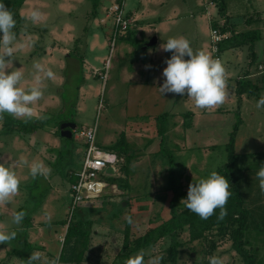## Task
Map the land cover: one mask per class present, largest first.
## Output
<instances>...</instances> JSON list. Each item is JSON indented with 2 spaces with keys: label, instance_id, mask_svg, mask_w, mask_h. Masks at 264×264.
<instances>
[{
  "label": "rangeland",
  "instance_id": "374dc122",
  "mask_svg": "<svg viewBox=\"0 0 264 264\" xmlns=\"http://www.w3.org/2000/svg\"><path fill=\"white\" fill-rule=\"evenodd\" d=\"M222 2L224 14L219 13ZM110 3L25 0L19 9L24 20L16 19L21 47L14 53L13 66L24 70L22 86L32 83L34 62L50 67L56 79L44 82L43 98L35 105L46 118L32 120L45 122L43 128L33 133H2L4 124L0 120V163L23 156L29 162L43 161L51 173L47 178L33 179L27 166L16 169L20 191L11 204L0 206V230L17 235L11 242L0 244V264H23L37 251L49 259L59 256L60 264H125L141 251L167 259L170 237L130 254L123 249L127 221L132 225L133 238L134 232L144 234L152 225L168 219L171 201L178 209L185 208L181 201L187 198L189 184L206 178L228 161L227 146L236 126L233 169L251 189L246 206L253 226L261 232L252 231L257 237L254 245L261 246L263 255L264 195L256 173L264 165V108H256V96H240L236 90L239 80L258 83L264 72V0H126L124 9L131 22L116 37L112 14L106 9L103 17L104 6ZM31 10L42 13L36 24L26 19ZM223 15L237 22L235 33L258 28L262 35L255 43L254 61L247 44L221 52L229 74L225 103L208 111L195 108L186 95H161L157 88L164 77L159 69L172 53L162 51L160 45L169 38L184 37L194 52L202 50L214 58L212 21L222 24ZM154 36L157 42L146 46ZM153 56L158 60L151 59ZM152 61L155 73L145 67ZM258 94L264 95V86ZM191 110L195 113L186 117ZM164 113L167 116L155 117ZM68 119L77 126L73 138L63 140L60 125ZM95 125L96 143L101 148L123 139V147L132 158L127 173L116 163L114 175L124 186L112 184L110 176L101 173L107 183L103 192L82 202L69 219L70 175L81 168L86 148L85 139L76 138V132ZM180 142L184 146L179 148ZM17 211L27 213L21 225L12 223ZM80 216L90 222V240L86 247L81 246L84 251L80 260L71 261L78 250H72V241H65L66 232L68 224ZM28 222L29 227L24 229ZM188 232L185 229L178 238V264H208L212 255L226 257L227 264H246L229 235H220L216 229L189 241ZM14 248L20 254H9Z\"/></svg>",
  "mask_w": 264,
  "mask_h": 264
},
{
  "label": "clouds",
  "instance_id": "9594fccd",
  "mask_svg": "<svg viewBox=\"0 0 264 264\" xmlns=\"http://www.w3.org/2000/svg\"><path fill=\"white\" fill-rule=\"evenodd\" d=\"M26 19L36 24L42 19V13L39 10H31ZM16 23L14 13L0 0V120L5 114L24 119L26 122L33 118L45 119L46 117L36 111L35 105L43 98L44 82L55 81L56 73L50 67L34 62L32 83L27 87L22 86L25 82L24 70L22 67L13 66L14 53L21 47L14 31ZM160 49L172 53L171 57L164 61L167 65L162 72L164 81L157 88L161 95H186L195 108L208 111L215 110L225 103L228 97L229 74L219 58H213L202 50L194 52L190 41L184 37L169 38L166 43L160 45ZM256 108H264V95L257 101ZM21 166L28 167L33 179L40 176L47 178L51 173V169L43 161L34 159L29 162L23 156L11 163L6 160L0 163V206H8L19 194L21 180L16 169ZM256 177L259 188L264 193V165L259 167ZM229 189V180L217 171H212L206 178L189 184L187 198L181 203L202 220H207L215 214L216 209H220L218 219L222 220L227 216L226 205L232 195ZM26 215L25 211L14 212L12 223L21 225ZM16 235L15 231L0 230V244L11 242ZM162 260V255L141 251L127 259L125 264H161ZM23 264H60V259L59 256L49 259L37 251ZM208 264H227V258L212 255L208 257Z\"/></svg>",
  "mask_w": 264,
  "mask_h": 264
},
{
  "label": "trees",
  "instance_id": "16d2710c",
  "mask_svg": "<svg viewBox=\"0 0 264 264\" xmlns=\"http://www.w3.org/2000/svg\"><path fill=\"white\" fill-rule=\"evenodd\" d=\"M24 1L25 0H2L6 7L11 9V11L14 13V18L18 21L24 20L19 13V9L23 5ZM94 6H97V1H95ZM225 11L226 7L222 2L220 3L219 13L224 14ZM223 19L224 20L222 24H219L217 21H212V28H217L223 34H226L223 41L220 43V51L222 52L230 47L247 44L251 49L250 56L252 58V61H254V47L255 43L262 37L261 31L257 28L235 33L234 27L236 26L237 22L227 15H223ZM249 20L250 18L247 19V22H249ZM14 31L16 32V34H18V29H14ZM129 32L130 30L128 31V33ZM262 73L263 74L261 75V79L260 81H258V83H255L252 80H239L236 90L237 93L240 96L244 93H248L249 95H254L258 99H260L261 97L259 96L258 92L261 87L264 86L263 84L260 85L261 83H264V72ZM185 114L186 117L193 115L191 111H188ZM162 116L165 117L167 116V114L164 113L163 115H156L155 117L161 118ZM2 120L4 124L2 133H8L11 130L33 133L37 129L43 128L45 125V122L40 123L39 121V123H36L35 120H28L26 122L25 120L13 118L8 114H5ZM185 123H187V121ZM237 128L238 126H236L235 131L231 133L230 141L228 142V161L224 166L220 167L217 170L219 174L224 175L229 180V190L232 192V195L226 205L227 216L222 220L218 219L220 209H216L213 216H211L207 220H202L199 216H197L195 213L190 212L186 208H183L182 210L178 209L176 204L171 201V216L156 225H152L146 230L144 234H142L141 232L136 233L133 231L135 237L131 238L130 235L132 232V225H130V220H128L124 229L123 249H127L130 254V252L132 251L154 245L162 238L170 237L171 245L168 248L169 257L167 259H163V263L178 264V248L181 245L178 238L182 231L187 229L189 231V241H194L206 237L209 232H215V230L217 229L220 235H229L233 239V248L243 258L246 264H264V254L260 256L261 246L258 244L254 245L253 240H256L257 237L254 236L252 231L253 229H256V227L253 226L252 214L249 211L250 208L247 207L249 205L246 204V198L249 197L251 189H247V187L244 186L243 181H241L238 174L233 169L236 157L235 132L237 131ZM62 139L65 140L67 138L62 137ZM124 143V140L121 139L105 150L117 154V156L119 157V165L122 166L121 170L127 173V164L130 162V159L132 157L128 154V150L123 147ZM70 176L72 177L73 181L74 174L72 173ZM109 178L112 184L124 186L122 185L123 183L121 178L116 177L115 175H111ZM262 194L264 195V193ZM29 218L30 216L28 217V219ZM28 227L29 222L23 226L24 229H27ZM258 233L259 235L261 234L260 231H258ZM68 240L69 243H71V241L73 243L72 250L74 249L75 252L76 250H78V253L76 252V258L70 260H80L84 251L81 246L86 247L90 240V222L85 221L82 216H80L77 220H72L68 224L66 232L65 241L67 242ZM25 244L27 245L29 243L25 241ZM77 245L81 248L77 247ZM11 253L20 254V251L18 248H14L13 252H10L9 254ZM127 254L128 253H126V255ZM168 260L169 262H167Z\"/></svg>",
  "mask_w": 264,
  "mask_h": 264
},
{
  "label": "built area",
  "instance_id": "2783aa9c",
  "mask_svg": "<svg viewBox=\"0 0 264 264\" xmlns=\"http://www.w3.org/2000/svg\"><path fill=\"white\" fill-rule=\"evenodd\" d=\"M126 0H111L107 11L113 16V33L118 36L128 27L131 20L127 18L124 9ZM226 34H223L217 28L211 29V48L214 58H219L222 62L220 43ZM224 64V63H223ZM96 125L86 130L76 132V138L83 137L86 142L85 156L81 168L74 172V180L70 185L71 199L68 206L69 219L82 202L94 199L100 196L107 183L101 178V173L111 176L107 173V168L112 166L116 172V163L119 157L116 153L101 148L96 143ZM114 175V174H113Z\"/></svg>",
  "mask_w": 264,
  "mask_h": 264
},
{
  "label": "water",
  "instance_id": "95a60500",
  "mask_svg": "<svg viewBox=\"0 0 264 264\" xmlns=\"http://www.w3.org/2000/svg\"><path fill=\"white\" fill-rule=\"evenodd\" d=\"M157 42V38L154 36L151 40L146 44V46L154 45ZM77 124L74 121H64L60 125V135L64 138L70 139L73 136L72 131L76 128ZM107 173L113 175L115 174V170L112 166L107 168Z\"/></svg>",
  "mask_w": 264,
  "mask_h": 264
},
{
  "label": "crops",
  "instance_id": "0c3cea01",
  "mask_svg": "<svg viewBox=\"0 0 264 264\" xmlns=\"http://www.w3.org/2000/svg\"><path fill=\"white\" fill-rule=\"evenodd\" d=\"M107 6H108V4H106V5L104 6V16H103V17H105V18H106V15H105V14H106ZM103 17H102V19H104ZM134 18H135V14H134ZM153 58L157 59L156 56H155V57L153 56L151 59H153ZM157 60H158V59H157ZM152 63H153V67H152ZM149 65L151 66V67H149V69H153V72L155 73L154 69L156 68V65L154 64V62L152 61L151 64H149ZM139 67H140V66H139ZM165 67H166V65H163V68L159 69V71H160V72H161V71L163 72V69H164ZM163 81H164V80H163ZM163 81H161L160 84H161ZM155 84H158V83H155ZM191 112L193 113L194 111L191 110ZM194 113H195V112H194ZM194 113H193V114H194ZM178 145H179V148L184 146L182 142H180Z\"/></svg>",
  "mask_w": 264,
  "mask_h": 264
},
{
  "label": "flooded vegetation",
  "instance_id": "af4514ba",
  "mask_svg": "<svg viewBox=\"0 0 264 264\" xmlns=\"http://www.w3.org/2000/svg\"><path fill=\"white\" fill-rule=\"evenodd\" d=\"M65 121H70V120H65ZM64 122V121H63Z\"/></svg>",
  "mask_w": 264,
  "mask_h": 264
}]
</instances>
